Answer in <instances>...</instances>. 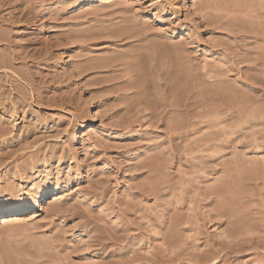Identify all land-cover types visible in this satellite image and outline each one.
Masks as SVG:
<instances>
[{
	"label": "rangeland",
	"instance_id": "374dc122",
	"mask_svg": "<svg viewBox=\"0 0 264 264\" xmlns=\"http://www.w3.org/2000/svg\"><path fill=\"white\" fill-rule=\"evenodd\" d=\"M82 1L0 0V264H264V0Z\"/></svg>",
	"mask_w": 264,
	"mask_h": 264
},
{
	"label": "bare ground",
	"instance_id": "6f19581e",
	"mask_svg": "<svg viewBox=\"0 0 264 264\" xmlns=\"http://www.w3.org/2000/svg\"><path fill=\"white\" fill-rule=\"evenodd\" d=\"M93 2L94 0H83L79 6L88 8L93 5ZM84 125L86 127L89 123ZM56 190V188L48 185L47 187L42 186L38 191L34 192V194L25 190L19 195H13L7 199L1 198L0 221L5 225H9L15 221H22L21 219L23 218H27L29 220L36 218L38 213L44 209V203L48 200L52 193L53 196L56 197L55 199L57 201L62 198V196H59L60 194L56 193Z\"/></svg>",
	"mask_w": 264,
	"mask_h": 264
}]
</instances>
